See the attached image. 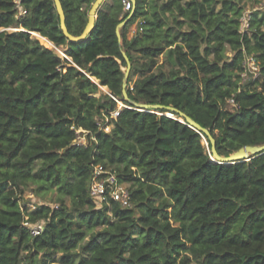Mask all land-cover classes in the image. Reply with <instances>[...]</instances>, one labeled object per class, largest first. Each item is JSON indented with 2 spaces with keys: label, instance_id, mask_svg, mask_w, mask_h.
Instances as JSON below:
<instances>
[{
  "label": "trees",
  "instance_id": "obj_1",
  "mask_svg": "<svg viewBox=\"0 0 264 264\" xmlns=\"http://www.w3.org/2000/svg\"><path fill=\"white\" fill-rule=\"evenodd\" d=\"M19 1L23 15L17 0H0V264H264V152L216 162L211 137L179 112L132 103L175 107L209 129L221 156L263 145L264 11L242 32L245 0H135L119 36L131 11L105 0L73 42L55 0ZM60 1L69 32L82 34L96 0ZM251 55L260 75L243 82ZM101 85L115 98L97 97ZM118 100L127 107L101 130ZM79 129L91 145L75 143ZM97 164L116 166L130 206H98ZM29 188L54 191L58 204L31 208ZM26 217L45 230L33 236Z\"/></svg>",
  "mask_w": 264,
  "mask_h": 264
},
{
  "label": "built area",
  "instance_id": "obj_2",
  "mask_svg": "<svg viewBox=\"0 0 264 264\" xmlns=\"http://www.w3.org/2000/svg\"><path fill=\"white\" fill-rule=\"evenodd\" d=\"M17 3L20 14L21 15L25 14L26 10L21 7L19 0H17ZM123 4L125 11L127 12L131 11L133 7L132 0H123ZM250 16H251L250 14L242 16V24H241L242 32L249 27ZM63 55L64 57L69 58L65 53H63ZM249 69L254 71L253 80L259 77L260 66L256 61L255 57L252 55L246 56L244 62V71L242 72L243 82H246V77L248 75L247 73ZM112 97L115 98L113 95ZM118 102H120V100H118ZM228 104L235 106L234 98H230L228 100ZM124 107H127V105L123 103L122 106H118L116 109L111 110L108 113L104 112L101 117L103 119L102 120L103 122L99 120L100 129L108 132L112 126V121L117 119V117L120 115L121 109ZM83 133L85 134L84 139L87 140V136L89 132L83 130ZM79 139L81 140L80 134L75 139V143L86 145L85 142H78ZM92 139L95 140V137H92ZM206 142L208 145L207 140ZM90 195L100 207L104 206L105 204L110 206L112 201L118 202L125 207L130 206V196H129V191L127 189V185L119 179V176L115 171H113L111 168L104 166L103 164L94 165L92 180L90 184ZM24 225L27 228H29L33 236H36L45 230V223L43 221L32 223L28 220V217H26V221L24 222Z\"/></svg>",
  "mask_w": 264,
  "mask_h": 264
},
{
  "label": "water",
  "instance_id": "obj_3",
  "mask_svg": "<svg viewBox=\"0 0 264 264\" xmlns=\"http://www.w3.org/2000/svg\"><path fill=\"white\" fill-rule=\"evenodd\" d=\"M105 0H96L89 12V21L86 25V28L84 29L83 33L80 35H73L69 32L68 27L66 25V18H65V13L63 10V6L60 0H55V4L57 6V10L58 13L60 15V19H61V27L63 32L65 33V35L69 38V40L76 42V41H81L84 40L89 33L91 32V30L93 29L96 19L98 17V10L100 9L102 3ZM132 2L136 3L135 0H132ZM133 14V10L131 11L130 15L122 22L118 25L117 27V32L120 36V29L122 26H124L129 19L132 17ZM32 34H34V32H31ZM131 69V63L128 62V68L126 70V75H125V82H124V86H123V91H124V96L126 99H128V93H127V80H128V76H129V72ZM132 103L135 105V107L137 109H141V110H145V111H152V112H158L162 109H165L169 116H174L173 112H179V114L187 120L188 124L192 127H194L195 129H197L200 132L205 133L206 135L211 137V141L213 143V149L212 152L214 154V158L213 160L216 162H220V163H225L228 165L234 164V163H239V162H243V161H248L250 159H252L255 155H258L260 153L264 152V144L263 145H248V146H244L238 150H236L235 152H233L232 154L228 155V156H221L217 153L216 148H215V139L211 136V133L209 131V129L202 127L199 123H197L195 120H193L191 117L187 116L185 113H181L178 109H176L173 106H164V105H160V104H148V103H142V102H134L132 101ZM181 121L184 122L183 119H181Z\"/></svg>",
  "mask_w": 264,
  "mask_h": 264
},
{
  "label": "rangeland",
  "instance_id": "obj_4",
  "mask_svg": "<svg viewBox=\"0 0 264 264\" xmlns=\"http://www.w3.org/2000/svg\"><path fill=\"white\" fill-rule=\"evenodd\" d=\"M245 4V13L244 15H251L252 12L254 11H259V12H263L264 11V0H258V1H254V0H248L244 2ZM143 21V18H139L128 30L127 32V36L129 38L133 37L136 32L139 30L140 32H142V28L140 27L141 26V22ZM14 30H16V28H13ZM33 37L37 38L40 40V42L46 46V47H49V48H52L54 49L61 57L64 58V55L63 53H65V47L64 46H59V47H55L54 43L52 45H48L46 43L45 40H43L42 38H40L38 35L36 34H32ZM247 77H246V82H249L251 80H253V76H254V71L249 69L248 70V73H247ZM93 80H95L96 82H99L98 80H96L95 78H93ZM105 94H111V91L110 89L107 87V86H103L101 85L99 87V91L97 93H95V95L97 97L101 96V95H105ZM122 101L118 102V106H122ZM229 108H232L233 105H228ZM102 117V115H101ZM100 117V118H101ZM101 121L103 120L102 118L100 119ZM103 122V121H102ZM113 126V125H112ZM112 126L110 128V130L108 132L111 131L112 129ZM78 132H82L80 134V137H81V140L79 139L78 142H85L86 145H91L92 143L90 142L88 136H87V140L84 139L85 137V134L83 133V130L82 129H79ZM204 144L207 148V150L209 149V145H207V142L206 140L204 139ZM116 166H113L111 167V169L115 170ZM126 185H128L127 183H125ZM55 196V192L54 191H49L47 193H41V194H38L37 192L33 191L31 188H29L28 190H26L25 192V196H24V202L26 201L28 204V206H30L31 208L36 207V206H39L41 204H45V203H49V204H52V205H57L58 203L57 202H54V201H51L52 198H54ZM51 264H56V263H51Z\"/></svg>",
  "mask_w": 264,
  "mask_h": 264
},
{
  "label": "bare ground",
  "instance_id": "obj_5",
  "mask_svg": "<svg viewBox=\"0 0 264 264\" xmlns=\"http://www.w3.org/2000/svg\"><path fill=\"white\" fill-rule=\"evenodd\" d=\"M34 34L38 35L40 38H42L43 40H45L46 43H47L48 45H49V44H50V45L53 44L49 39H47L46 37L40 35L39 33H35V32H34Z\"/></svg>",
  "mask_w": 264,
  "mask_h": 264
}]
</instances>
